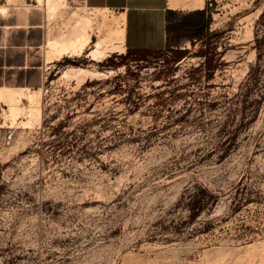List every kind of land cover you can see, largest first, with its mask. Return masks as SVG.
<instances>
[{
    "label": "rangeland",
    "instance_id": "obj_1",
    "mask_svg": "<svg viewBox=\"0 0 264 264\" xmlns=\"http://www.w3.org/2000/svg\"><path fill=\"white\" fill-rule=\"evenodd\" d=\"M44 3L0 0L91 41L2 100L0 264H264V0H207L165 48L102 61L116 14Z\"/></svg>",
    "mask_w": 264,
    "mask_h": 264
},
{
    "label": "crops",
    "instance_id": "obj_2",
    "mask_svg": "<svg viewBox=\"0 0 264 264\" xmlns=\"http://www.w3.org/2000/svg\"><path fill=\"white\" fill-rule=\"evenodd\" d=\"M70 2L88 10H107L115 13L116 17L124 16L123 54L165 48L171 25L178 21L176 18L208 7L207 0H202L203 6L197 8L194 0ZM50 43V18L45 10L0 6V106H4L2 100L8 96L18 98V95H33L44 89L52 67Z\"/></svg>",
    "mask_w": 264,
    "mask_h": 264
},
{
    "label": "bare ground",
    "instance_id": "obj_3",
    "mask_svg": "<svg viewBox=\"0 0 264 264\" xmlns=\"http://www.w3.org/2000/svg\"><path fill=\"white\" fill-rule=\"evenodd\" d=\"M40 1H42V0H40ZM43 1L45 2L44 4L53 6V7H51L53 9L55 7H64L66 5V1L67 0H43ZM201 6H203L202 0H194V7L197 8V7H201ZM74 18L77 19L81 24H86L87 26H90L91 19L89 17L84 16L81 13H75ZM79 22L77 23L78 24L77 29H79L80 28L79 26H81V24ZM124 22H125L124 16L116 17L113 20V23H112V32H111V34L108 35V37L105 40H103L102 42H98V43L94 44L96 49H94L89 54L94 60L102 61L108 56V53H110V52H112V53L116 52V53H120V54H123L125 52ZM83 26L81 27L82 29L81 30L79 29V32L74 35V37H72L73 35H71V37L69 36L70 37L69 39H63L64 37L63 38L61 37L62 38L61 40L56 41V42H52L51 44H48V47H49V45H51L50 46L51 50L49 49L51 52H49V53H51V55H52V53H55V54L59 53L58 55L60 57L63 56V55H67V56H70V57L79 56L84 51V49L86 48L88 43L91 41V37H90V34H89L90 32L87 33L86 26L85 27H83ZM74 31L76 32L75 28H74ZM58 55H56V56H58ZM87 72L88 71L83 70V69H72V76L75 77V78H78V77L83 75V79L85 80L86 78H84V76L88 74ZM11 99H12V97H11ZM9 110H11V108ZM16 113H17V111H13L12 115L14 116Z\"/></svg>",
    "mask_w": 264,
    "mask_h": 264
},
{
    "label": "trees",
    "instance_id": "obj_4",
    "mask_svg": "<svg viewBox=\"0 0 264 264\" xmlns=\"http://www.w3.org/2000/svg\"><path fill=\"white\" fill-rule=\"evenodd\" d=\"M205 14H206V10L195 13L196 16H204ZM200 27H202L201 29H204V26H200ZM201 41H203V39H202ZM201 41H200V42H201ZM147 52H150V51H149V50H142V51H128V54H131V53H137V54H140V53H147Z\"/></svg>",
    "mask_w": 264,
    "mask_h": 264
}]
</instances>
